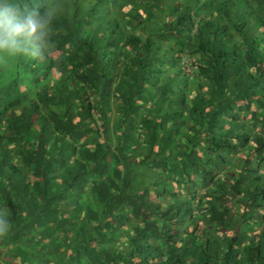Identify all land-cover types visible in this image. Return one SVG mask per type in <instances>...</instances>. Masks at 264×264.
Wrapping results in <instances>:
<instances>
[{
    "label": "trees",
    "instance_id": "16d2710c",
    "mask_svg": "<svg viewBox=\"0 0 264 264\" xmlns=\"http://www.w3.org/2000/svg\"><path fill=\"white\" fill-rule=\"evenodd\" d=\"M5 4L0 260L264 264V0Z\"/></svg>",
    "mask_w": 264,
    "mask_h": 264
},
{
    "label": "clouds",
    "instance_id": "9594fccd",
    "mask_svg": "<svg viewBox=\"0 0 264 264\" xmlns=\"http://www.w3.org/2000/svg\"><path fill=\"white\" fill-rule=\"evenodd\" d=\"M48 23V19L40 18L35 13L22 18L16 4L0 7V52H6L9 56L24 53L32 38L45 46L43 42ZM10 227L8 217L0 219V237L5 236Z\"/></svg>",
    "mask_w": 264,
    "mask_h": 264
},
{
    "label": "crops",
    "instance_id": "0c3cea01",
    "mask_svg": "<svg viewBox=\"0 0 264 264\" xmlns=\"http://www.w3.org/2000/svg\"><path fill=\"white\" fill-rule=\"evenodd\" d=\"M7 261H8V260H6V259H1V260H0V264H6ZM35 262H36V260L34 261V258H33V260L31 261V264H34Z\"/></svg>",
    "mask_w": 264,
    "mask_h": 264
},
{
    "label": "rangeland",
    "instance_id": "374dc122",
    "mask_svg": "<svg viewBox=\"0 0 264 264\" xmlns=\"http://www.w3.org/2000/svg\"><path fill=\"white\" fill-rule=\"evenodd\" d=\"M36 260L35 264H41L42 263V260L41 259H38V258H34V261Z\"/></svg>",
    "mask_w": 264,
    "mask_h": 264
}]
</instances>
